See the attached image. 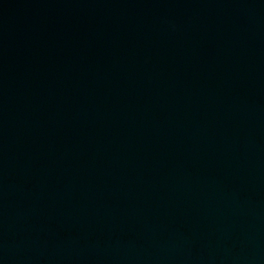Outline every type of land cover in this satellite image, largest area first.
I'll return each mask as SVG.
<instances>
[{"label":"water","instance_id":"water-1","mask_svg":"<svg viewBox=\"0 0 264 264\" xmlns=\"http://www.w3.org/2000/svg\"><path fill=\"white\" fill-rule=\"evenodd\" d=\"M0 264H264V0H0Z\"/></svg>","mask_w":264,"mask_h":264}]
</instances>
